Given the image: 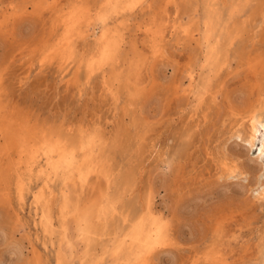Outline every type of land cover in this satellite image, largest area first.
<instances>
[{
  "label": "rangeland",
  "instance_id": "374dc122",
  "mask_svg": "<svg viewBox=\"0 0 264 264\" xmlns=\"http://www.w3.org/2000/svg\"><path fill=\"white\" fill-rule=\"evenodd\" d=\"M263 105L264 0H0V264H261Z\"/></svg>",
  "mask_w": 264,
  "mask_h": 264
},
{
  "label": "bare ground",
  "instance_id": "6f19581e",
  "mask_svg": "<svg viewBox=\"0 0 264 264\" xmlns=\"http://www.w3.org/2000/svg\"><path fill=\"white\" fill-rule=\"evenodd\" d=\"M171 33V32H170ZM103 41V40H102ZM214 58V57H213ZM89 66V65H88ZM198 95V94H197ZM261 103V102H259ZM2 104V103H1ZM264 106V105H263ZM262 107V106H261ZM199 117V116H198ZM3 122V121H2ZM240 124V123H239ZM66 126V125H65ZM17 128V127H16ZM234 129V128H233ZM263 131V134H264V114H260V113H254L252 115H250L249 119L246 121V122H242V124H240L237 128H235L232 132H233V135L231 133L232 136H237L239 139H241V141L243 143L241 144H244V146L246 148H248L249 151H251L253 148L257 147V150H258V154L256 155L257 157L255 158L256 162L253 164V160H249L251 159L250 156H246L247 159L249 160V163H251V167H253L252 169H254L255 167V164L256 165V168L254 170L257 171V179L260 180L261 178H264V135L263 137H260V134L262 133ZM229 132H231V129L229 130ZM228 134V133H227ZM78 135V134H77ZM55 137V136H54ZM71 137V136H70ZM78 138V136H77ZM46 139V138H45ZM65 139V137H64ZM238 139V140H239ZM71 142V141H70ZM230 142V141H229ZM222 143V142H221ZM228 144V143H227ZM237 144V143H236ZM58 145V144H57ZM39 146V145H38ZM47 146V145H46ZM49 146V145H48ZM52 146V144H51ZM69 145H67L68 147ZM232 146V145H231ZM55 147V146H54ZM58 147V146H57ZM241 147V146H240ZM223 148V147H222ZM228 148V147H227ZM46 149V148H45ZM50 149V148H48ZM57 149V148H56ZM246 150V149H245ZM254 150V149H253ZM256 150V151H257ZM94 151V150H93ZM243 151V150H242ZM52 152V151H51ZM55 152V151H54ZM224 152V151H223ZM248 152V151H247ZM244 151V153H247ZM53 153V152H52ZM250 153V152H249ZM46 154V152H45ZM50 154V153H49ZM53 155V154H52ZM71 155V154H70ZM243 155V154H241ZM245 155V154H244ZM242 156V157H245V156ZM251 155V154H250ZM51 157V156H50ZM74 157V156H73ZM73 157L71 158H67L66 162V169L69 171L71 170V168L73 167L74 162H73ZM226 157V156H225ZM245 157V158H246ZM53 157H51L52 159ZM236 158V157H235ZM240 158V157H239ZM49 159V158H47ZM76 159V158H75ZM226 159V158H224ZM238 159V158H237ZM244 159V158H243ZM242 159V160H243ZM253 159V158H252ZM246 160V159H245ZM228 161V160H226ZM230 161V160H229ZM228 161V162H229ZM235 161V159H234ZM240 161V160H239ZM242 162V161H241ZM219 163V162H218ZM243 163H245V165H242ZM242 164H237V163H231L229 164V166H227L226 168V172L228 173L226 177L228 176H245L247 177L248 176V171L247 169L245 168L247 166L246 162L244 161ZM248 163V164H249ZM225 164V163H224ZM224 164H221V165H224ZM249 166V165H248ZM77 167V166H76ZM224 167H226L224 165ZM223 167V168H224ZM249 167V168H251ZM221 169V167H220ZM250 170L251 173L253 170ZM76 170V169H75ZM223 171V170H222ZM80 173V172H79ZM249 173V174H251ZM67 174V173H66ZM82 174H84L82 172ZM87 175H89L87 173ZM222 175V174H221ZM225 176V175H224ZM86 177V176H85ZM249 177V176H248ZM256 177V176H255ZM83 178V177H82ZM235 178V177H234ZM238 178V177H237ZM228 179V178H227ZM85 180V179H84ZM228 181V180H227ZM257 182V181H256ZM255 184V183H254ZM263 184V182H262ZM254 186V185H253ZM264 186V184H263ZM262 186V188H263ZM254 188V187H253ZM263 192V191H262ZM128 193V192H127ZM259 193V192H258ZM259 195V194H258ZM260 196V195H259ZM261 197V196H260ZM104 201V200H103ZM144 207V206H143ZM72 208V207H71ZM129 208V207H128ZM147 209V208H146ZM134 210V209H133ZM151 211V210H150ZM143 212V211H142ZM45 216V215H44ZM121 219V218H120ZM147 220V219H146ZM155 225V223H154ZM142 227H137L136 228V233L134 232V240L135 241H138V242H142V244H144V248L145 250L149 249L150 248V245L151 243L154 241V239H158L159 238V233L156 231L158 230L156 227V230L155 229H150V230H146V231H143L141 229ZM153 228V227H152ZM132 231V230H131ZM130 234V233H129ZM168 235V234H167ZM53 237V236H52ZM156 241V240H155ZM167 242V241H166ZM135 244V243H134ZM153 246V245H152ZM142 248V247H141ZM153 248V247H152ZM142 250V249H141ZM147 252V251H146ZM155 252V251H154ZM147 254V253H146ZM117 259V258H116ZM115 259V260H116ZM126 263V262H125ZM104 264V263H103Z\"/></svg>",
  "mask_w": 264,
  "mask_h": 264
},
{
  "label": "clouds",
  "instance_id": "9594fccd",
  "mask_svg": "<svg viewBox=\"0 0 264 264\" xmlns=\"http://www.w3.org/2000/svg\"><path fill=\"white\" fill-rule=\"evenodd\" d=\"M225 191H226V192H228L229 190H228V189H225ZM12 255H13V256H15V255H16V253H15V252H13V253H12ZM261 264H264V260H262Z\"/></svg>",
  "mask_w": 264,
  "mask_h": 264
}]
</instances>
